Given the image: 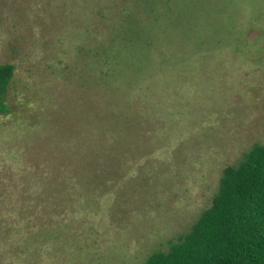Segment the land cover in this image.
I'll return each mask as SVG.
<instances>
[{
  "label": "rangeland",
  "instance_id": "1",
  "mask_svg": "<svg viewBox=\"0 0 264 264\" xmlns=\"http://www.w3.org/2000/svg\"><path fill=\"white\" fill-rule=\"evenodd\" d=\"M1 64L0 264H144L264 146V0H0Z\"/></svg>",
  "mask_w": 264,
  "mask_h": 264
},
{
  "label": "trees",
  "instance_id": "2",
  "mask_svg": "<svg viewBox=\"0 0 264 264\" xmlns=\"http://www.w3.org/2000/svg\"><path fill=\"white\" fill-rule=\"evenodd\" d=\"M109 47L105 59H116L117 48ZM13 75V65H0V114ZM144 264H264V146L225 167L211 206L168 251Z\"/></svg>",
  "mask_w": 264,
  "mask_h": 264
}]
</instances>
